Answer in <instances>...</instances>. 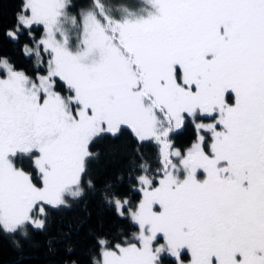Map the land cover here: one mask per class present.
<instances>
[{
  "label": "snow or ice",
  "instance_id": "1",
  "mask_svg": "<svg viewBox=\"0 0 264 264\" xmlns=\"http://www.w3.org/2000/svg\"><path fill=\"white\" fill-rule=\"evenodd\" d=\"M18 3L0 26V235L31 240L99 192L136 231L97 237L92 264H264V0ZM126 131L124 174L97 188L91 146Z\"/></svg>",
  "mask_w": 264,
  "mask_h": 264
},
{
  "label": "trees",
  "instance_id": "2",
  "mask_svg": "<svg viewBox=\"0 0 264 264\" xmlns=\"http://www.w3.org/2000/svg\"><path fill=\"white\" fill-rule=\"evenodd\" d=\"M18 7V0H0V26L5 29L11 26ZM4 51L13 57L18 67L31 73V63L14 45L6 44ZM194 139L195 129L190 121H186L185 126L172 136L174 146L182 150ZM135 147L136 141L127 131L118 138L105 136L91 146L93 152L100 154L99 162L93 165L92 170V179L97 188L124 174L128 156ZM143 151L149 162L155 159L154 144H148ZM124 184H127V177ZM50 216L52 222L47 232H35L31 240H23L19 235H0V264H72L73 261L76 264H92L93 256L98 257L97 237L120 242L125 230L129 236L136 231L135 227L129 228L117 219L114 210L102 203L99 192L86 195L71 208L52 210ZM69 231L71 235L62 239V235ZM49 239L55 241L51 248L47 243ZM14 241H19L21 246L17 248ZM69 248L71 251H68ZM165 262L172 264L173 258L167 257Z\"/></svg>",
  "mask_w": 264,
  "mask_h": 264
},
{
  "label": "rangeland",
  "instance_id": "3",
  "mask_svg": "<svg viewBox=\"0 0 264 264\" xmlns=\"http://www.w3.org/2000/svg\"><path fill=\"white\" fill-rule=\"evenodd\" d=\"M205 122H210V121H205ZM182 128H183V127H182ZM182 128H181V129H182ZM178 130H180V129H178ZM173 259H174V258H173ZM165 264H168V263L165 262ZM172 264H173V263H172Z\"/></svg>",
  "mask_w": 264,
  "mask_h": 264
}]
</instances>
